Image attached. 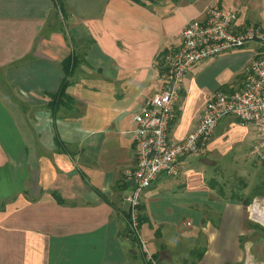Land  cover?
Returning a JSON list of instances; mask_svg holds the SVG:
<instances>
[{"label": "crops", "instance_id": "1", "mask_svg": "<svg viewBox=\"0 0 264 264\" xmlns=\"http://www.w3.org/2000/svg\"><path fill=\"white\" fill-rule=\"evenodd\" d=\"M240 2L60 0L57 13L51 0H0V95L10 108V124L23 127L19 137L11 138L13 152L0 142V171L7 172L0 175V264H146L127 238L121 200L134 167L132 116L158 90L159 56L178 43L181 27L207 8L231 12ZM238 18L239 25L248 26ZM257 51L256 46L247 61ZM224 55L198 62L185 74L168 127L170 140H182L193 130L212 94L233 87L216 91L225 83L214 84L208 70L200 73L198 66L232 58ZM67 57L72 61L65 69ZM63 80L70 103L50 111L48 96ZM34 138L43 145L38 159ZM242 138L259 141V134L232 117L222 118L205 154L185 155L176 179L157 186L159 176L141 192L139 212L146 220L139 231L160 264L175 263L171 244L162 238L169 236L167 243H173L179 233L192 247L203 244L197 264L244 263L241 206L250 200L225 197L223 187L225 173L246 167V159H225ZM21 185L38 188L27 193ZM144 200L158 203L157 216L147 212ZM176 208L196 211L194 232L170 226ZM252 212L264 218V211Z\"/></svg>", "mask_w": 264, "mask_h": 264}, {"label": "built area", "instance_id": "2", "mask_svg": "<svg viewBox=\"0 0 264 264\" xmlns=\"http://www.w3.org/2000/svg\"><path fill=\"white\" fill-rule=\"evenodd\" d=\"M237 12L210 7L199 18L188 20L178 32V43L159 56L158 90L145 98L132 116V151L134 167L127 174L129 190L121 200L127 204L128 232L135 237L146 264H157L145 241L139 236L137 222L139 197L143 189L159 176L174 178L185 155H203L217 125L232 117L241 126H252L259 134L253 148L264 161V33L252 25H239ZM256 43V57L244 68L239 89L212 94L200 111L193 130L182 140L168 138V127L174 119V103L188 70L198 62L242 49ZM187 225L189 224L186 222Z\"/></svg>", "mask_w": 264, "mask_h": 264}, {"label": "rangeland", "instance_id": "3", "mask_svg": "<svg viewBox=\"0 0 264 264\" xmlns=\"http://www.w3.org/2000/svg\"><path fill=\"white\" fill-rule=\"evenodd\" d=\"M241 1L242 2L239 3L238 9H234L231 12L233 11L237 12L239 16L238 21L240 23L248 24V25L249 24L255 25V27H257L259 30H261L264 33V0H248L247 3L243 0ZM57 13H60V11H57ZM255 48H256V43L250 42L246 46H244L242 49L229 52L226 55H224V56L232 55V58L228 60H221L218 63H215L216 61H209L208 63H205V64L201 63L198 65L201 67L200 73L205 72V69H206L209 72L207 73V77H211L214 84L218 85V84L225 83L223 85H219L218 88L220 89H217L216 91L225 89L229 85H231L230 87L233 86L231 90L239 89L240 87L239 88L236 87L237 80L243 77L244 68L249 64V61H247V59L251 57L250 54L253 53V50ZM74 59L75 61H77L76 59L78 58L76 57ZM234 79H235V82H233L232 84L231 82L234 81ZM9 109L10 108L6 106L4 99L0 95V142L7 151L13 152L15 150V146H13L12 144L13 140H11V138L19 137L23 131V127H19V125L18 124L16 125V123L10 124L9 118H8ZM25 119L30 120L31 118L25 117ZM26 125L29 127H33L32 123L30 122L27 123ZM247 130L251 131V128L247 127ZM33 140L37 142L35 138ZM21 141H24V140L21 139ZM37 144H38V146H36L37 156H35V158L38 159L39 156H42V154H40V150H43V145H41L39 142H37ZM257 144H258V140H253L250 138H247V139L242 138V140L234 142V145L232 146V150H230V152L225 157L226 160L234 158L238 163L240 162L238 158L240 160L246 159L245 161L246 167L239 168V170L236 172L229 171V174L231 173L233 174L229 175L228 173L227 174L225 173L224 174L225 177L223 178V181L225 182L223 184L224 185L223 187H225V191H226L225 193H227L225 197L227 196L229 198H234L236 196L239 198H246L250 200V202L247 205L242 204L241 206V216L243 217V221H245L244 231H246L242 233L240 236L241 249L242 251H244V256H245V258L242 259L244 261V263L242 264H264V218H261L260 215L259 216L256 214L252 215L253 214L252 211H255V209L256 210L260 209L261 211H264V202H262L264 200V161L260 160L257 154L253 151V148ZM260 152L264 153V147L260 148ZM31 157L32 156H28L27 158H31ZM2 162L3 161H0V165L2 164ZM26 162L30 163L31 160L26 161ZM239 166H242V165H239ZM31 169L32 167L29 164L27 166V170H28L27 172L28 173L31 172L30 171ZM32 173L28 175H30L31 177ZM215 173L216 171L213 172V176L216 175ZM3 174L6 175L7 172L0 171V175H3ZM178 175L170 179L162 177L160 180V183L157 186L161 185L163 181L176 179ZM213 181L212 183L213 185H215L214 189H216L217 185ZM170 183H173V181H171ZM155 184L156 183H154L153 186ZM20 188L26 189L27 193H29V188H30L33 190V191L30 190V191L34 193L38 187L33 186L31 188L30 186H27V185H23V186L21 185ZM149 189H151V187ZM16 192H22V191H16ZM142 195L144 197L146 196V194L144 195L143 193ZM143 202H144L143 204L147 208V212L153 216L155 214L156 209L158 208V203L153 202V201L149 203L147 200H144ZM139 203H140V197H139ZM122 206L125 207L124 209L125 211H127V204L125 202H122ZM195 212H196L195 210H193L190 213L188 211H184L178 208L173 209L171 219H170L172 223L170 224V226H172L173 229L182 231L181 233H184V232L191 233V231L194 232L198 228L197 224L199 222L197 213ZM140 215L142 214L141 212H139V206H138V216H137L138 224H141L143 222V221L141 222L142 218L140 217ZM155 216H157V214H155ZM143 220H146V217ZM185 221L188 222L189 224L187 225ZM126 230H127L126 232L127 238L129 242L132 244V239H134L135 237L132 233L128 232L129 229L127 226V220H126ZM140 232H142V228L139 231V236L142 238ZM169 238L171 239V237L165 236L162 239L163 241L166 242V244H171V247L173 250L172 254L174 256L173 260H175L174 264H197V262L200 261V257L202 256V253H203L201 249L203 244L199 243L200 246H197L195 244L192 247L191 244L193 242L190 240L191 242L190 243L188 239L183 240L181 238L180 233L177 234L176 238L174 237L173 243H170V242L167 243V239ZM131 247H134V249L136 248V251L140 253L141 256L143 255L138 245H134V246L132 245ZM182 252H186L184 259H182L183 257ZM247 255H250L249 259H247ZM155 260L157 264H160L157 257L155 258ZM201 264H203V262Z\"/></svg>", "mask_w": 264, "mask_h": 264}, {"label": "trees", "instance_id": "4", "mask_svg": "<svg viewBox=\"0 0 264 264\" xmlns=\"http://www.w3.org/2000/svg\"><path fill=\"white\" fill-rule=\"evenodd\" d=\"M129 1H131L133 3H136V4H143L142 0H129ZM51 2H52V5H53V8H57L58 7L56 10L61 11L60 10L61 5H59V3H60L59 0L58 1L57 0H51ZM71 61L72 60H71L70 57L65 58L63 60V62H62V66H64L65 69H67L70 66ZM73 63H75V59H73ZM65 87H66V83H65V80H63V82L61 83V87L58 89V91L55 94L48 96L47 109H49L50 111H54V109L56 107L64 105L65 103H70L69 99L66 98L64 96V94H63ZM228 91H232V90H228ZM224 92L225 91L222 90V93H224ZM236 123L239 125L238 122H236ZM54 197H55V200L57 202H62L61 199L58 198V196L55 195ZM241 202L246 204L248 202V199L244 198V199L241 200ZM140 217L142 218L141 222L144 221L143 220L144 219L143 215H140ZM134 242H135V238L132 239V243H134Z\"/></svg>", "mask_w": 264, "mask_h": 264}]
</instances>
